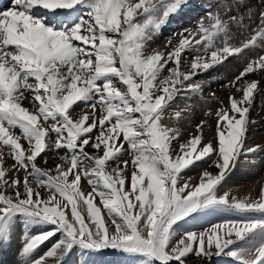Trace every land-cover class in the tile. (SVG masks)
Here are the masks:
<instances>
[{
	"label": "snow or ice",
	"instance_id": "obj_1",
	"mask_svg": "<svg viewBox=\"0 0 264 264\" xmlns=\"http://www.w3.org/2000/svg\"><path fill=\"white\" fill-rule=\"evenodd\" d=\"M187 3L10 0L0 9V240L18 217L53 226L25 234L22 264H65L76 248L81 264L106 251L139 257L140 264H186L190 254L264 264V189L259 199L222 192L241 157L261 150L247 138L256 123L250 110L264 96V0H222L196 27L152 47ZM231 57L245 66L222 87L242 95L230 92L225 106L211 93L221 107L209 108L196 124L199 134L177 150L180 131L165 117L192 113L191 105L175 111L177 96L202 92L195 77ZM213 117L215 136L205 141ZM60 149H67L59 156L66 169L58 163L52 174L39 166L42 153ZM9 157L14 162L6 167ZM201 162L217 171L205 168L193 185L181 172ZM82 178L91 191L81 190ZM209 208L243 219L178 232ZM57 233L60 239L37 257ZM249 239L253 244L242 245Z\"/></svg>",
	"mask_w": 264,
	"mask_h": 264
},
{
	"label": "rangeland",
	"instance_id": "obj_2",
	"mask_svg": "<svg viewBox=\"0 0 264 264\" xmlns=\"http://www.w3.org/2000/svg\"><path fill=\"white\" fill-rule=\"evenodd\" d=\"M206 1L207 0H188V3L183 6L178 13L172 15V18L166 24L167 26H165L164 30H162V33L159 35L158 41H153L152 47L162 48L169 39H178V35L174 37V34H179L184 29H193L194 27H196L197 22L200 20V18L205 17L206 14H202L199 11H192H194L195 9H199L200 7H204ZM9 3L10 0H6L4 6L1 5L2 9L8 6ZM221 3L222 0L211 1L209 3V11H214L217 8V5ZM154 39L157 40L156 37H154ZM182 55H187V52ZM240 55L244 54L242 53ZM249 58L252 57L250 56ZM244 66V63L241 60L237 59L236 57H231L223 64L216 66L212 70L195 77L197 81L204 82L202 92L192 93L183 91L180 93V95L177 96L174 102L175 111L186 108L187 105L192 106L191 115H187V112L185 111L184 113H182L181 117L177 118L175 116V112L172 111L170 116L165 117V121L169 127L179 129L180 131V136L178 137L177 141L173 142L177 150L179 148V144L186 143L193 135L199 134L196 129V124L201 119L206 118L204 114L209 108L215 111L217 108L221 107L219 102L211 97V93H216L217 97L223 99L224 105H228V95L230 92H235V89H232L231 87H222V85L226 84L228 81H231L235 76H237L239 72L243 70ZM165 74H167V70H165ZM249 76L256 77V73H253L251 75L249 74ZM248 78L249 77H245V79ZM261 82L264 83V80H262ZM218 88H220L222 93L225 94L220 93V91L217 90ZM235 95L237 97H240L242 93L235 92ZM262 101H264V96L256 97V102L253 106V109L250 110L249 115L251 116V119L256 121V123L252 126V129L247 138L248 146L255 147L259 145L261 146V150L241 157L242 162L230 175L233 176L232 180L228 181L227 179L225 187L222 189V192H230L237 198L251 197L252 199H259L260 192L262 189H264V146L262 145L263 143L259 141L261 138H264V136H261L260 138L258 137L261 134L264 135V104H262ZM25 106L29 107L31 110V104H26ZM76 111H80V108H77ZM186 115L187 118L185 119L184 117ZM211 123V129H209L208 126H205L204 128L203 139L205 141L212 139L215 136V117H213ZM93 131L95 132L96 130L94 129ZM19 132L20 130L17 128L16 133L19 134ZM22 143L26 145V141L22 140ZM65 152H67V149H60L58 150V152L49 150L45 153H42V158H38L39 166L42 168L52 169V174H55V168L58 163L62 164V166L66 169L69 165L59 159V156L63 155ZM124 159H130V157L125 156ZM13 162V159L9 157L6 160L5 166H10L13 164ZM255 166L257 167L258 171L253 172V168L251 167ZM205 168H207V170L213 174H215L217 171L214 166L208 168L207 164L201 162L199 167L190 166L188 169L182 170L181 175L184 176L186 180H189L191 184L195 185L198 184L201 178V174ZM23 175L24 172L23 170H21L20 177L22 178ZM230 176L228 178H230ZM69 179L71 180V176H69ZM81 190L85 193L91 191V186L88 185L87 181L83 178L81 181ZM57 198L61 199L59 196H57ZM95 202L100 205L98 197L96 198ZM100 206L102 208V214L105 216L106 222H108L109 217L107 216V210L103 209L102 205ZM240 219H243V217L234 213H230L229 211L209 208L204 210L203 212L195 214L193 217L188 218L186 221L181 222L178 232L181 234L187 231H195L197 233H200L209 229L211 226L217 223ZM52 228V225H45L37 221L26 220L22 217H18L11 227L10 234L0 240V256L2 254L4 257V259L0 261V264H8L7 255L14 256L13 252L15 250L9 253V246L15 236L18 237V243L16 246V259H18L16 261L17 263L21 259L20 254H22V247L24 243L23 237L25 236V234L28 233L31 236H35L42 231H51ZM58 239H60L59 233H57L56 237L40 246L36 253L37 257L45 254L48 250H50V248L57 242ZM251 244H253V241L251 239L242 242V245ZM6 245V251H2L3 247H5ZM18 252L20 253L19 257ZM81 256L82 254L78 248L73 249L69 258L65 261V264H81ZM22 260L18 264H22ZM140 261L141 258L139 257H132L114 251H106L103 254H87V258L83 261V264H140ZM210 262H214L215 264H239V262L234 261L233 258L226 257H213L211 260H201L200 258H197L194 255L190 254L186 258V264H210Z\"/></svg>",
	"mask_w": 264,
	"mask_h": 264
},
{
	"label": "bare ground",
	"instance_id": "obj_3",
	"mask_svg": "<svg viewBox=\"0 0 264 264\" xmlns=\"http://www.w3.org/2000/svg\"><path fill=\"white\" fill-rule=\"evenodd\" d=\"M251 75V74H250ZM256 77H257V73H256ZM263 83V82H262ZM218 91H220V93H222V91L220 90V88H218L217 89ZM224 90H227V89H224ZM222 94H225V93H222ZM261 136H264L263 134H261V135H259L258 137L260 138ZM261 143H263L262 145L264 146V138H261L260 140H259ZM263 148V147H262ZM251 168H253V172H256V171H258V169H257V167L255 166V167H251ZM235 177V176H234ZM232 178H233V176H230V178H228V181H231L232 180ZM238 180V179H237ZM236 182H238V181H236ZM17 243H18V237L17 236H15L14 238H13V240H12V242L10 243V246H9V253H11V252H13L14 250V252H13V254H14V256H9V255H7V258H8V264H16V261H17V259H16V246H17ZM9 244V243H8ZM12 254V255H13Z\"/></svg>",
	"mask_w": 264,
	"mask_h": 264
},
{
	"label": "crops",
	"instance_id": "obj_4",
	"mask_svg": "<svg viewBox=\"0 0 264 264\" xmlns=\"http://www.w3.org/2000/svg\"><path fill=\"white\" fill-rule=\"evenodd\" d=\"M77 109V108H76Z\"/></svg>",
	"mask_w": 264,
	"mask_h": 264
}]
</instances>
